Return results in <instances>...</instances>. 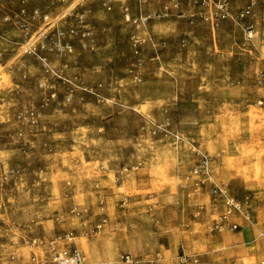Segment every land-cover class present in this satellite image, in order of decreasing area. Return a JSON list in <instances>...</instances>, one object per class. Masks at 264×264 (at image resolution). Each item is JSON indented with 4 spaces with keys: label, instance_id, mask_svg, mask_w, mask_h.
<instances>
[{
    "label": "rangeland",
    "instance_id": "1",
    "mask_svg": "<svg viewBox=\"0 0 264 264\" xmlns=\"http://www.w3.org/2000/svg\"><path fill=\"white\" fill-rule=\"evenodd\" d=\"M256 1L26 0L28 31L0 4V264L66 235L89 264H264Z\"/></svg>",
    "mask_w": 264,
    "mask_h": 264
},
{
    "label": "built area",
    "instance_id": "2",
    "mask_svg": "<svg viewBox=\"0 0 264 264\" xmlns=\"http://www.w3.org/2000/svg\"><path fill=\"white\" fill-rule=\"evenodd\" d=\"M12 0H0V4L4 6L6 3H10ZM20 6L22 4L21 9L19 8L18 13H15V18L17 19L19 25L22 29L28 31L29 27H32L33 24L29 23V21H24L26 10L23 8V4L26 2V0H19ZM65 1V0H63ZM257 4L256 0H250V3L240 12L239 16L241 17H249L252 14V8ZM169 12H164L159 15V17H167ZM28 20L30 21H36V20H43L45 22L50 23V16L48 14L42 13L39 9H32V12L30 15L27 16ZM12 20L11 15H5L0 21L9 22ZM245 32L248 34V36L251 38L253 36V27L249 26L245 30ZM27 40L29 39L32 41L31 38H33L32 35H28ZM41 36H44V33L41 34ZM44 37L43 39H45ZM42 39V40H43ZM222 195H227L226 191L223 189H218V191ZM227 211L223 218H227L228 215H231L234 210L240 211L242 214H244V208H242V205L240 203H237L233 198H229L226 201ZM236 228V225H234ZM72 237L70 235H66L63 238H60L58 240H55L56 243L52 244V248L49 247V255L45 257H33L31 264H89L86 263L82 254L78 251L76 246L73 244ZM59 240L64 241L61 245V247H58L56 249L55 245ZM121 262L123 264H141V261L132 257L131 255H123L121 257Z\"/></svg>",
    "mask_w": 264,
    "mask_h": 264
}]
</instances>
